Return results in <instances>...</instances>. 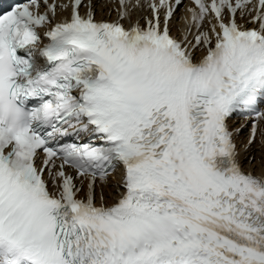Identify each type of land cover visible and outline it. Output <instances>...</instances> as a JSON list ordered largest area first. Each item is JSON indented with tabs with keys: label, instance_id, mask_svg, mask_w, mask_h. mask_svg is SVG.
Wrapping results in <instances>:
<instances>
[{
	"label": "snow or ice",
	"instance_id": "snow-or-ice-1",
	"mask_svg": "<svg viewBox=\"0 0 264 264\" xmlns=\"http://www.w3.org/2000/svg\"><path fill=\"white\" fill-rule=\"evenodd\" d=\"M3 97L0 264H264V0L17 3Z\"/></svg>",
	"mask_w": 264,
	"mask_h": 264
},
{
	"label": "clouds",
	"instance_id": "clouds-1",
	"mask_svg": "<svg viewBox=\"0 0 264 264\" xmlns=\"http://www.w3.org/2000/svg\"><path fill=\"white\" fill-rule=\"evenodd\" d=\"M29 117L11 98H0V130L8 133L30 127Z\"/></svg>",
	"mask_w": 264,
	"mask_h": 264
},
{
	"label": "bare ground",
	"instance_id": "bare-ground-1",
	"mask_svg": "<svg viewBox=\"0 0 264 264\" xmlns=\"http://www.w3.org/2000/svg\"><path fill=\"white\" fill-rule=\"evenodd\" d=\"M252 167H254L255 169H257L259 166L257 165L256 160H254L251 164Z\"/></svg>",
	"mask_w": 264,
	"mask_h": 264
}]
</instances>
